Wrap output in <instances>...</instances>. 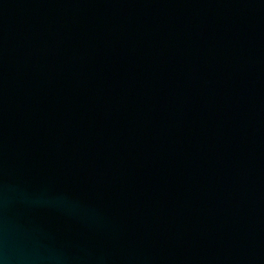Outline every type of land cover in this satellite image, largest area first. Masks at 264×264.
I'll return each instance as SVG.
<instances>
[{
  "label": "water",
  "instance_id": "water-1",
  "mask_svg": "<svg viewBox=\"0 0 264 264\" xmlns=\"http://www.w3.org/2000/svg\"><path fill=\"white\" fill-rule=\"evenodd\" d=\"M0 264H264V0H0Z\"/></svg>",
  "mask_w": 264,
  "mask_h": 264
}]
</instances>
